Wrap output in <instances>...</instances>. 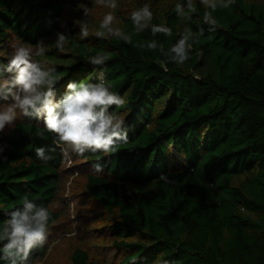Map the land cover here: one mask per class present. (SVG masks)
Returning a JSON list of instances; mask_svg holds the SVG:
<instances>
[{
	"label": "trees",
	"instance_id": "trees-1",
	"mask_svg": "<svg viewBox=\"0 0 264 264\" xmlns=\"http://www.w3.org/2000/svg\"><path fill=\"white\" fill-rule=\"evenodd\" d=\"M116 2L113 26L131 43L95 35L113 11L96 0H0V65L13 45L43 40L46 52L33 59L55 69V98L68 82L95 83L103 73L125 100L110 111L128 134L113 154L66 157L43 119L18 113L0 132V226L24 197L49 209L47 242L28 264H264V0L217 8L215 31L200 0L190 20L175 12L187 0ZM144 4L170 37L135 32L131 13ZM185 27L203 29L185 63L146 47L156 40L167 50ZM57 33L69 37L62 50ZM97 54L110 58L94 66ZM36 147L55 148L52 159H39ZM69 166L85 168L81 188H70L74 210L64 195Z\"/></svg>",
	"mask_w": 264,
	"mask_h": 264
},
{
	"label": "clouds",
	"instance_id": "clouds-1",
	"mask_svg": "<svg viewBox=\"0 0 264 264\" xmlns=\"http://www.w3.org/2000/svg\"><path fill=\"white\" fill-rule=\"evenodd\" d=\"M233 2L234 0H200L205 9L203 21L209 26V31H215L218 23L213 12L217 8H228ZM96 4L113 11L104 14L95 35L114 36L125 43H131L130 35L113 26L116 20L113 12L118 7L116 0H96ZM175 12L182 19L190 20V14L196 13L197 7L193 0H187L186 5L176 3ZM83 13L88 16L90 10L84 8ZM131 20L136 33L150 28L153 36L161 33L169 37L172 35L171 28L151 23L153 13L148 4L133 11ZM79 27L81 38L88 37V23L82 20ZM199 35H203V29L196 34L185 27L178 41L167 50L156 40L149 41L146 47L153 51L158 49L167 62L183 64L190 59V51ZM68 38L64 33H57V48L62 50ZM46 50L43 40L35 45L16 44L13 45L8 63L0 65V101L6 102L11 98L10 103H0V132L7 125H12L19 113L25 117L43 119L46 130L55 134L54 143L66 157L70 153L79 156H83L85 152L115 153L121 143H127L128 134L124 118L110 109L113 106L123 107L125 100L111 90L103 73H100L95 83L68 82L63 96L57 100L55 85L59 82V77L55 75V69L45 67L33 59L34 56L44 55ZM109 58L108 54H97L89 57L88 62L94 66H103ZM5 73L8 74L7 78ZM54 151L55 148L36 147L35 155L47 161L52 157L46 153ZM94 171L102 172V165L95 164ZM21 203L22 207L9 212L8 218L0 226V260L7 264H28L33 250L43 247L48 238L49 209L37 205L27 197ZM156 264L169 262L157 261Z\"/></svg>",
	"mask_w": 264,
	"mask_h": 264
},
{
	"label": "rangeland",
	"instance_id": "rangeland-1",
	"mask_svg": "<svg viewBox=\"0 0 264 264\" xmlns=\"http://www.w3.org/2000/svg\"><path fill=\"white\" fill-rule=\"evenodd\" d=\"M69 169L72 170V173H71L70 178H69V180L65 186L64 195L67 198V200H69L71 202V210H74L76 203H74V201H73L74 197H71V191L72 190L70 191V188H71V186H73L74 191L79 189V187L81 188L82 179H80L79 176H77V173L83 172L85 170V168L83 166V167L78 168V170L74 171V168L72 166H69Z\"/></svg>",
	"mask_w": 264,
	"mask_h": 264
}]
</instances>
